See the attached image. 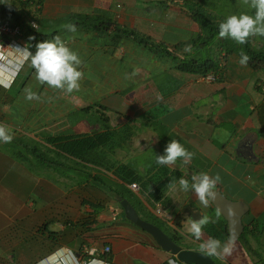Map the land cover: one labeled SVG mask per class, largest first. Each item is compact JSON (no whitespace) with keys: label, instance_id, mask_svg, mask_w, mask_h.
Here are the masks:
<instances>
[{"label":"crops","instance_id":"crops-1","mask_svg":"<svg viewBox=\"0 0 264 264\" xmlns=\"http://www.w3.org/2000/svg\"><path fill=\"white\" fill-rule=\"evenodd\" d=\"M0 2L25 20L35 19L39 36L57 32L78 53L83 73L79 91L70 94L41 85L26 54L16 49L35 52L30 32H24L21 44L0 39V124L11 129L13 139L40 142L58 161L57 170L34 171L8 151L9 143L0 142V197L6 198L0 201V264H88L92 259L104 264H184L123 219L109 188L94 178L97 166L47 143L49 138L96 133L112 139L101 148L106 161L130 168L145 181L133 199L141 217L159 219L155 204L162 202L174 225L159 221L188 245L183 248L199 250L209 238L224 244L234 234L232 261L212 256L215 261L264 264V78L241 66L236 55L214 48L202 54L195 39L204 33L190 10L205 11L220 23L231 0H42L40 14L18 0ZM66 24L77 30L68 31ZM207 57L224 63L216 82L182 68V60L201 63ZM26 88L41 99L27 100ZM171 139L194 154L190 164L156 163ZM105 168H100L104 178L123 184L116 168ZM201 172L221 178L208 207L178 186L179 178L191 183V176ZM18 176L36 185L31 202L25 199L13 216L9 201L16 195L12 188L18 186ZM170 182L176 187H167ZM114 208L120 211L115 220L110 213ZM201 216L210 223L196 240L189 228ZM27 234L43 244L28 259L23 248ZM106 246L111 253L104 254Z\"/></svg>","mask_w":264,"mask_h":264},{"label":"clouds","instance_id":"clouds-1","mask_svg":"<svg viewBox=\"0 0 264 264\" xmlns=\"http://www.w3.org/2000/svg\"><path fill=\"white\" fill-rule=\"evenodd\" d=\"M244 3L251 9H254V15L244 13L226 17L219 24L220 38L231 39L237 44L244 45L250 37H264V0H244ZM65 28L70 32L77 30L75 24H66ZM16 49L26 54L25 58L30 61L31 67L35 70V79L39 84H46L49 88L61 90L69 94L79 91L80 80L83 78V73L79 70L82 60L78 53L71 50L60 36H55L53 40L38 42L35 45L36 50L34 53L28 47H18ZM185 50L190 51V47ZM239 55L240 59L238 63L241 66H247L251 59L249 55L243 50L240 51ZM25 94V98L29 101H39L41 99L30 88L25 89ZM157 98L160 99V97ZM12 139L11 129L7 125L0 124V142L10 143ZM193 156L194 154L187 150L179 141L171 139L165 147L164 154L156 156V163L159 165H174L177 160H182L184 165H188L192 161ZM220 179L219 174L210 176L208 173L201 172L191 176V183L184 177L179 178L178 186L183 192L192 191L198 201L204 207H208L210 201H214L216 198L215 189ZM167 187L175 188L176 182H170ZM219 215L220 213L217 211V216ZM209 223L210 218L208 216H201L197 220L192 219L189 228L190 234L196 240H200L204 226ZM234 241V234L224 244H221L215 238H209L200 244L199 251L209 257L216 256L223 259L225 256L231 255ZM105 251H109V249L106 248ZM95 252L96 249L93 248L90 255L94 256ZM88 264H104V261L92 259L88 261ZM168 264H175V261L169 260Z\"/></svg>","mask_w":264,"mask_h":264},{"label":"trees","instance_id":"trees-1","mask_svg":"<svg viewBox=\"0 0 264 264\" xmlns=\"http://www.w3.org/2000/svg\"><path fill=\"white\" fill-rule=\"evenodd\" d=\"M27 5L31 7L30 4H27ZM41 10L42 9L39 8L36 10V12L40 14ZM190 10L192 11L191 12L192 17L194 18L195 21H197L200 24L201 29L203 30V33H204L203 36L199 35L195 39V42L196 41L201 42L199 44L201 46L200 47L201 49H203L204 51H209L210 48L211 49L214 48V49L219 50L221 53L225 52L226 56L236 55L239 58H240V55H239L240 51L243 50L251 58L248 63V66H250V68L254 70L256 74L261 73L264 75V43L262 47H256L254 46L253 41H252L253 37H250L248 42L244 45L237 44L235 41L231 39L220 38L219 37V24L221 22L220 23L212 22L208 18V16L204 14L203 11H201L200 9L198 10L196 8L195 9L190 8ZM0 18L12 19L14 22H16L17 24L21 26L23 34L25 31H29L31 34V40L29 38V41L31 42V44L32 43L37 44L38 42H43L45 40H53V38L57 34V32H54L52 34H42L39 36L38 33L36 32L38 28L37 29L32 28L28 20L23 19V17L17 12H15L13 8L7 7L1 2H0ZM31 20H35V19H31ZM118 30L124 33L125 35L136 37L133 32L122 30V29H118ZM167 52H168L167 53L168 55H172L171 52L169 51ZM182 63H183L182 68L184 70H188L193 73L201 74L203 76H206L207 74L211 72L217 73L219 72V70L223 69L222 66L218 64L217 60L212 59L210 57L209 58L207 57L201 63L198 62L197 60H182ZM263 85H264V82H263ZM258 89L259 91H262L263 88L261 86H258ZM262 118L264 119V115L262 116ZM110 141H112V139H110V136L108 134L96 133L93 136L82 137V138H79V137L49 138L47 140V143H49L52 146H55L56 149H58L61 153L73 156L77 159L86 161L88 163H92L95 166H97V168L95 169H96V172H98L99 174L94 177L96 182L103 184L104 188L106 187V189L109 188L108 195L114 201L118 203L120 209L122 210L121 214L123 216V219L126 222H129L126 219L125 213L123 211V208L120 202L123 199H128L132 203V205L135 207L133 203V199H135L136 197L134 195V192H132L128 188V185L131 183L137 182L141 186V184L144 185L145 181L142 178H139V175L136 174L130 168H127L125 166H116V164L112 165V163L110 164L108 161H106V158L104 156L106 152L103 151L101 148L103 146L106 147V144L108 145V142ZM7 149L16 159L26 163L33 170L36 166H37L36 167L37 169L50 167V168H54L57 170V168L54 167V165L57 164L58 161L50 158L49 152L44 150L42 148V144L38 141L32 140L30 138H26V137H18V138L13 139L9 143ZM100 168H105L106 171H109L112 168H116L114 174L123 181V184H115V182L107 178H104L103 174L101 173H104V174L106 173L102 171V169ZM142 188L143 187L141 186V189ZM145 220L158 225L160 228L164 230V228L162 227L163 225L161 224L159 219H157L156 217L152 216L150 217V219H145ZM167 234L171 236L176 242L179 241L178 238L174 234H170V233H167ZM221 239L223 240L224 236ZM216 262L220 264L218 260H216Z\"/></svg>","mask_w":264,"mask_h":264},{"label":"rangeland","instance_id":"rangeland-1","mask_svg":"<svg viewBox=\"0 0 264 264\" xmlns=\"http://www.w3.org/2000/svg\"><path fill=\"white\" fill-rule=\"evenodd\" d=\"M226 9H227V11H224V15L227 16V17L230 16V15H233V14L239 15V14H244V13L250 14V15H254V9H251L248 5H246L244 3V0H231L230 5H228V8H226ZM57 24L59 25V23H57ZM61 24L64 25V20H62ZM42 25L45 27L46 23L43 21ZM252 41H253L254 46L262 47L263 43H264V37H262V38L253 37ZM206 53H207V51H204V53H202V54H204L206 56L207 55ZM259 75L264 78L263 74H259ZM36 167L34 168V171H38L39 170ZM18 181H20V182H18ZM17 182H18V186L14 185L13 188H12L13 194H16V195H14L12 197V199H10L11 201H9V203L12 204V208H13V209L10 210V211H12V213L10 215H13V216H16V214H17L14 211L16 209H18V210L20 209V208H17V206H24L25 199H26V203L31 202V199H32L31 195L34 194L33 190H34L35 185H36V183L32 182L31 178L24 177V179H22L20 176H18ZM2 199L5 200L6 198L4 196H3V198L0 197V201ZM110 213L112 214V211H110ZM143 218L144 219H150V218L144 217V216H143ZM132 228H135L134 225L132 226ZM163 228H164V230L166 232H168L165 227H163ZM24 232H26V228L24 229ZM42 232H44V230L40 232L41 235H43ZM140 233L143 236L147 237L149 240H154V239H152L151 235H149L148 233L143 232V231H140ZM41 243L42 242H37V239H35L32 236H30V234L29 235L27 234V236L24 237L23 248H24V254L26 255V259H28L30 256H33L35 254L34 250H36L38 247H42L43 246V244H41ZM179 245L182 246V247H184V246L188 247V245H184L182 241L180 242ZM12 248H13L12 252H13V255H14L17 252V248L15 246H13ZM225 258L229 262L232 261L230 255L225 256ZM30 259H33V258H30ZM14 263H16V262H14ZM221 264H226V263L225 262L224 263L221 262ZM234 264H236V263L234 262Z\"/></svg>","mask_w":264,"mask_h":264},{"label":"water","instance_id":"water-1","mask_svg":"<svg viewBox=\"0 0 264 264\" xmlns=\"http://www.w3.org/2000/svg\"><path fill=\"white\" fill-rule=\"evenodd\" d=\"M120 203L129 222L151 235L164 251L177 257L180 262L185 264H218L213 257H209L199 250L184 249L158 225L143 219L128 199H123Z\"/></svg>","mask_w":264,"mask_h":264},{"label":"built area","instance_id":"built-area-1","mask_svg":"<svg viewBox=\"0 0 264 264\" xmlns=\"http://www.w3.org/2000/svg\"><path fill=\"white\" fill-rule=\"evenodd\" d=\"M18 1L30 4V6L33 7L34 10H37V9L42 7V0H18ZM28 22L30 23L32 28H34V29L38 28L37 22L35 20H30ZM23 35L24 34L22 31V28L19 24L14 22L12 19L0 18V39L8 38L12 42H16L18 44H21V43H23V42H21L23 39ZM223 65H224V63H223ZM220 76H221L220 73L213 72V73L207 74L206 76H203V78H204V80H207L209 82H216L220 79ZM129 188L132 192H134L136 194L140 193L142 190L141 186L137 182L129 184ZM146 194H148V193H146ZM119 214H120V211L117 208H114L112 210V216H113L114 220L117 219ZM154 214L159 219L165 221L169 225H171V226L174 225L173 218L168 214V212L164 208L162 202H156ZM106 248L109 249V251H105ZM109 253H111V247L106 246L104 248V254H109Z\"/></svg>","mask_w":264,"mask_h":264},{"label":"flooded vegetation","instance_id":"flooded-vegetation-1","mask_svg":"<svg viewBox=\"0 0 264 264\" xmlns=\"http://www.w3.org/2000/svg\"><path fill=\"white\" fill-rule=\"evenodd\" d=\"M177 243H178V244H180V242H179V241H177ZM184 249H185V248H184ZM176 258H177V257H176ZM164 264H165V263H164Z\"/></svg>","mask_w":264,"mask_h":264}]
</instances>
